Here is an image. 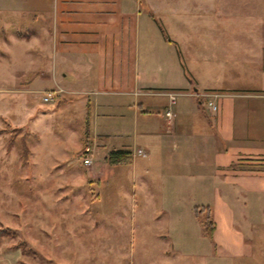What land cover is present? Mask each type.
<instances>
[{
  "label": "crops",
  "instance_id": "0c3cea01",
  "mask_svg": "<svg viewBox=\"0 0 264 264\" xmlns=\"http://www.w3.org/2000/svg\"><path fill=\"white\" fill-rule=\"evenodd\" d=\"M229 1L16 0L18 21L30 17L22 41L32 43L31 56L18 53L65 90V104L106 146L105 161L125 149L150 161L147 173L193 179L161 185L171 195L159 202L188 204L200 228L194 207H209L214 229L197 236L198 264H264V25L254 24L264 11ZM169 90L179 92L174 103ZM202 92L216 94L215 112Z\"/></svg>",
  "mask_w": 264,
  "mask_h": 264
},
{
  "label": "rangeland",
  "instance_id": "374dc122",
  "mask_svg": "<svg viewBox=\"0 0 264 264\" xmlns=\"http://www.w3.org/2000/svg\"><path fill=\"white\" fill-rule=\"evenodd\" d=\"M249 1L264 11V0ZM227 2L201 0V6ZM15 3L0 0V128H14L0 131V264H198L194 250L203 243L197 237L205 236L203 227L189 216L188 204L166 209L159 202L171 195L160 192L161 185L167 190L193 179L147 173L150 161L141 155L107 163L106 146L91 137L80 110L65 104V90L33 73L26 57L32 43L21 38L30 32V17L19 22ZM3 9L9 26L1 25ZM255 20L264 25V15ZM6 43L10 53L2 50ZM25 49L24 57L18 52ZM58 87L63 93L42 100L45 91ZM85 146L89 164L82 161ZM188 197L193 201V194ZM179 232L188 238L167 239Z\"/></svg>",
  "mask_w": 264,
  "mask_h": 264
},
{
  "label": "trees",
  "instance_id": "16d2710c",
  "mask_svg": "<svg viewBox=\"0 0 264 264\" xmlns=\"http://www.w3.org/2000/svg\"><path fill=\"white\" fill-rule=\"evenodd\" d=\"M160 29L162 30L164 37L167 38V36L164 34L161 26H160ZM3 130L11 132V131H14V128H10V126L0 128V131H3ZM11 142L12 141L10 140L9 145L11 144ZM21 144H22L21 148L23 150L22 154L24 156H27V151H28L27 145L23 141ZM129 160H130V152H129V150H125V149L111 150V151H109V153L106 157V161L108 163H111V164L127 162ZM194 213L196 215H198V217L200 218L204 232L208 236H210L213 229H214V222L211 218L209 207L208 206H195L194 207ZM199 215H202V216L200 217Z\"/></svg>",
  "mask_w": 264,
  "mask_h": 264
},
{
  "label": "built area",
  "instance_id": "2783aa9c",
  "mask_svg": "<svg viewBox=\"0 0 264 264\" xmlns=\"http://www.w3.org/2000/svg\"><path fill=\"white\" fill-rule=\"evenodd\" d=\"M62 92H63V90L60 87L47 90L43 93L42 100L43 101H51L53 98H55L57 95L61 94ZM166 94L168 96L169 102L174 103L176 100V96L179 94V92L174 91V90H169L166 92ZM201 94L206 97V104H207L208 108L211 111L215 112L218 108L217 101L215 100L216 94L211 93V92H202ZM165 115L167 118H171L170 108L165 109ZM84 149H85L84 152L86 153V156H84L82 158V161L85 164H89L91 161V158L89 156H87V152L89 151V147L85 146ZM137 152L143 154V151L139 148L137 149Z\"/></svg>",
  "mask_w": 264,
  "mask_h": 264
}]
</instances>
